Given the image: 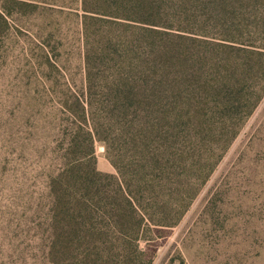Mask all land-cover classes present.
Returning <instances> with one entry per match:
<instances>
[{
	"label": "rangeland",
	"instance_id": "374dc122",
	"mask_svg": "<svg viewBox=\"0 0 264 264\" xmlns=\"http://www.w3.org/2000/svg\"><path fill=\"white\" fill-rule=\"evenodd\" d=\"M78 5L0 0V264H264V94L247 117L220 113L232 85L264 86L258 73L238 82L246 53L234 42L262 39L264 0H145L154 41L138 40L129 59L155 83L160 128L203 182L178 225L151 224L145 238L133 225L71 221L49 186L56 92L84 88L87 51L94 88L111 73L100 44L85 43L81 11H69ZM96 160L117 174L100 142Z\"/></svg>",
	"mask_w": 264,
	"mask_h": 264
},
{
	"label": "trees",
	"instance_id": "16d2710c",
	"mask_svg": "<svg viewBox=\"0 0 264 264\" xmlns=\"http://www.w3.org/2000/svg\"><path fill=\"white\" fill-rule=\"evenodd\" d=\"M144 2L80 0L78 8L70 7V12L81 11L85 43L100 44L95 58L110 67L111 73L101 77L99 91L94 88L93 80L100 73L91 72L93 57L87 51L84 88L75 89L67 86L68 82L64 91L56 92L61 94L57 101L60 111L54 118L59 138L55 146L58 167L49 178L55 201L66 204L71 221L80 220L96 229L100 218L119 231L133 225L132 230L142 238L151 224L178 225L203 183L195 179V164L183 161L181 148L163 134V123L160 128L155 83L149 85L146 76H137L138 69L129 59L137 41L153 39L149 32H156L147 26L157 25ZM257 34L262 39L234 41L243 45L239 48L246 53L239 83L242 77L252 78L254 73L264 78V26ZM232 87L226 92L233 96L225 99L220 113L233 119L237 118L234 113L251 115L264 86ZM98 142L105 145L116 175L97 169Z\"/></svg>",
	"mask_w": 264,
	"mask_h": 264
}]
</instances>
